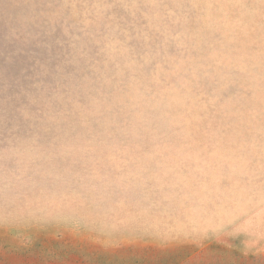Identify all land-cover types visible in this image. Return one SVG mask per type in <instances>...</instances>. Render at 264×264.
I'll use <instances>...</instances> for the list:
<instances>
[{"label":"rangeland","instance_id":"rangeland-1","mask_svg":"<svg viewBox=\"0 0 264 264\" xmlns=\"http://www.w3.org/2000/svg\"><path fill=\"white\" fill-rule=\"evenodd\" d=\"M262 201L264 0H0V264H264Z\"/></svg>","mask_w":264,"mask_h":264},{"label":"crops","instance_id":"crops-1","mask_svg":"<svg viewBox=\"0 0 264 264\" xmlns=\"http://www.w3.org/2000/svg\"><path fill=\"white\" fill-rule=\"evenodd\" d=\"M255 209V208H253ZM253 223L258 224L257 227L254 226ZM244 227H245V233L243 235L242 239V252L240 254H244L242 258H245L247 260L251 259H264V201H262L259 204V213L258 215L251 217V212L248 214V220H244ZM255 227V228H253ZM253 230H252V229ZM251 234L253 237H251ZM183 244L180 243V256H182V260L186 262L188 259H194V260H201L202 258H209V259H215L218 258L216 255V249H213L214 243H209V249H205L204 251H195L190 253L191 255L189 257L186 256L187 249H186V243L184 246H181ZM195 245H197V242H195ZM219 251L222 249L224 251H227V243H224V248L221 244ZM192 251V249H190ZM197 250V247L194 249ZM228 255L231 254V252L227 251ZM239 254V255H240ZM253 256V257H251Z\"/></svg>","mask_w":264,"mask_h":264}]
</instances>
